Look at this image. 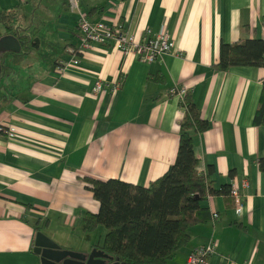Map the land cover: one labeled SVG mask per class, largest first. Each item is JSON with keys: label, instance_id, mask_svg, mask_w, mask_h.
Segmentation results:
<instances>
[{"label": "crops", "instance_id": "1", "mask_svg": "<svg viewBox=\"0 0 264 264\" xmlns=\"http://www.w3.org/2000/svg\"><path fill=\"white\" fill-rule=\"evenodd\" d=\"M76 2L91 21L119 24L137 37L164 27L171 48L148 63L94 42L57 74L55 64L81 44L70 0H0L27 35L26 54L7 55L0 77V121L16 131L13 138L0 134V264H41L33 251L36 223L63 247L88 251L100 243L103 225L94 229L98 236L83 229V212L99 208L83 176L147 186L163 174L175 160L184 114L181 95L170 90L183 85L210 124L193 136L198 170L216 189L234 182L242 203L236 210L227 195H207L201 204L209 219L188 228V242L167 264H184L210 238L216 250L209 264H264V125L253 122L264 66L213 67L221 41L263 38L264 0ZM98 80L120 85L94 91Z\"/></svg>", "mask_w": 264, "mask_h": 264}, {"label": "trees", "instance_id": "2", "mask_svg": "<svg viewBox=\"0 0 264 264\" xmlns=\"http://www.w3.org/2000/svg\"><path fill=\"white\" fill-rule=\"evenodd\" d=\"M13 18L14 9H0V24L5 27V34H14L21 42L22 48L15 55H24L27 35L16 31ZM240 65L264 66L263 38L241 37L232 42H220L218 61L213 67L228 70ZM7 68L9 66L4 64L2 74ZM190 95L188 89L181 94L184 114L179 123L176 157L163 174L147 186L120 178L83 176L86 187L99 202L96 212H83V229L91 231L98 225L106 228L102 241L95 246L113 256L109 262L167 264L188 242V228L209 219V211L201 204L207 195L222 193L233 201L229 184L216 189L209 175L198 170L193 136L210 124L201 116ZM253 122L264 125V76ZM258 164L264 171V156L259 157ZM39 228L36 223L35 231Z\"/></svg>", "mask_w": 264, "mask_h": 264}, {"label": "built area", "instance_id": "3", "mask_svg": "<svg viewBox=\"0 0 264 264\" xmlns=\"http://www.w3.org/2000/svg\"><path fill=\"white\" fill-rule=\"evenodd\" d=\"M70 6L71 9H76L78 12L77 25L82 33L81 44L77 48H70V58L66 61L60 60L55 64L54 72L57 74L64 73L68 65H77L80 61V54L94 42H108L123 52L134 53L140 60L148 63L162 58L171 48L170 34L164 27L155 34L147 33L137 37L134 32L128 31L119 24H113L104 19L91 21L86 13L78 9L76 0H70ZM119 85V82H116L110 86L98 80L95 82L94 91H102L109 86V88L115 89ZM187 89L183 85L178 89L172 88L170 91L180 95ZM0 134L7 138H13L16 136L15 127L6 126L0 121ZM244 184H246V181H244ZM229 193L233 198L234 208L238 210L242 203V197L234 182L229 184ZM216 217L217 213L212 212L211 220ZM215 250L216 242L213 238H210L207 242L193 248L187 255L184 264H209V256ZM242 264L252 263L246 261Z\"/></svg>", "mask_w": 264, "mask_h": 264}, {"label": "water", "instance_id": "4", "mask_svg": "<svg viewBox=\"0 0 264 264\" xmlns=\"http://www.w3.org/2000/svg\"><path fill=\"white\" fill-rule=\"evenodd\" d=\"M21 42L10 33L0 35V76L6 62V56L19 52ZM33 251L39 256L41 264H117L113 256L101 248L93 246L90 250H77L63 247L41 230H37L33 240Z\"/></svg>", "mask_w": 264, "mask_h": 264}, {"label": "rangeland", "instance_id": "5", "mask_svg": "<svg viewBox=\"0 0 264 264\" xmlns=\"http://www.w3.org/2000/svg\"><path fill=\"white\" fill-rule=\"evenodd\" d=\"M17 12L20 13L21 11L18 10ZM18 17H19V16L16 17V20H19ZM22 17H23V20H24L25 22L28 20L27 17H26V15H23ZM22 17H21L20 21H23V20H22ZM29 32H32V31H29ZM7 55H8V57H11L12 54L10 53V55H9V53H8ZM3 83H4V81H3ZM1 85H2V83H1ZM6 89L9 90V87H6ZM1 91H2V90H1ZM101 227H103V226L101 225ZM101 229H102V228H101ZM94 231L96 232L97 236H98L99 234H101V232H99V230H94Z\"/></svg>", "mask_w": 264, "mask_h": 264}, {"label": "bare ground", "instance_id": "6", "mask_svg": "<svg viewBox=\"0 0 264 264\" xmlns=\"http://www.w3.org/2000/svg\"><path fill=\"white\" fill-rule=\"evenodd\" d=\"M174 94H176V93H174ZM181 95V94H180Z\"/></svg>", "mask_w": 264, "mask_h": 264}]
</instances>
